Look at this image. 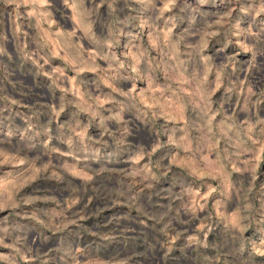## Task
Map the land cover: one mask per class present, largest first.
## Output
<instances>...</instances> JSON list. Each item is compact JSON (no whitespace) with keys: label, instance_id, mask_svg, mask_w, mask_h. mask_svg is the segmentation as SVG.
Returning a JSON list of instances; mask_svg holds the SVG:
<instances>
[{"label":"rangeland","instance_id":"1","mask_svg":"<svg viewBox=\"0 0 264 264\" xmlns=\"http://www.w3.org/2000/svg\"><path fill=\"white\" fill-rule=\"evenodd\" d=\"M262 2L0 0V264H264Z\"/></svg>","mask_w":264,"mask_h":264},{"label":"clouds","instance_id":"2","mask_svg":"<svg viewBox=\"0 0 264 264\" xmlns=\"http://www.w3.org/2000/svg\"><path fill=\"white\" fill-rule=\"evenodd\" d=\"M13 2L17 3V6H25V7H31L33 11L29 12V15H35V8L37 6L43 7L48 5L49 0H13ZM67 2V0H66ZM82 2V0H81ZM178 0H163V6L159 9L160 13V18L164 17V14L167 12H171L177 5ZM241 11L244 12H249V11H254L255 15L258 17L261 14H264V2H262L258 8L254 9H247V8H242ZM171 19V18H170ZM167 37H171V32L167 33ZM168 43V39L165 40V44ZM2 51V49H0ZM172 59H177L176 56L172 57ZM181 64L183 62H180ZM180 65L178 64L177 67ZM131 71L133 73L139 74L140 73V68H139V61H137L132 67ZM211 74V67L209 66V61L205 59V72L203 75V78L196 79L193 77V79L189 80L183 75H181L179 83L181 85L179 92L183 93L185 91V85L188 87H191L193 89L192 92L187 93L188 96V102L190 103L191 100L197 96L200 95L201 99L205 100L206 102L210 103L211 101V96L214 95L215 91L219 89V87L222 86V75L218 74L217 75V80H216V88L212 89L211 91H205L209 87V81H208V76ZM136 89L133 88L130 93H121L122 95L128 96L130 99L135 100L136 99ZM69 144L71 145V141H69ZM5 161H0V164L4 163ZM87 179H91V177H87ZM7 191V188L3 185H0V211H4L6 208L9 207H15L16 205L14 204H8L4 199H3V193ZM9 200L12 199V196L9 195L8 197ZM3 231L6 233L8 232V229H3ZM0 246L2 247H13V245L5 244V240L3 236H0ZM0 259H6L4 256H0ZM26 259V258H25Z\"/></svg>","mask_w":264,"mask_h":264}]
</instances>
